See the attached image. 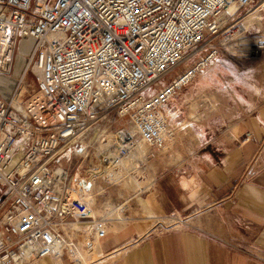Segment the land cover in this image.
<instances>
[{"label":"built area","instance_id":"2783aa9c","mask_svg":"<svg viewBox=\"0 0 264 264\" xmlns=\"http://www.w3.org/2000/svg\"><path fill=\"white\" fill-rule=\"evenodd\" d=\"M255 1L0 0V82L18 54L27 53V70L38 69L27 104L29 97L15 99L23 79L9 99L0 90V264L67 257L77 243L74 222L108 238L105 220L96 221L84 201L92 172L118 165L141 142L164 144L161 112L220 62L217 39L238 44L227 40ZM230 7L236 13L227 16ZM205 48V57L164 82ZM113 117L127 127L90 154L88 138L107 134Z\"/></svg>","mask_w":264,"mask_h":264},{"label":"crops","instance_id":"0c3cea01","mask_svg":"<svg viewBox=\"0 0 264 264\" xmlns=\"http://www.w3.org/2000/svg\"><path fill=\"white\" fill-rule=\"evenodd\" d=\"M239 112L124 206L128 223H109L103 263L264 264V95ZM172 217L179 224L163 221Z\"/></svg>","mask_w":264,"mask_h":264},{"label":"rangeland","instance_id":"374dc122","mask_svg":"<svg viewBox=\"0 0 264 264\" xmlns=\"http://www.w3.org/2000/svg\"><path fill=\"white\" fill-rule=\"evenodd\" d=\"M256 2L257 0L255 3ZM255 3L252 7L242 10L239 17L243 20L246 13L251 10L261 16V26L263 22V27H261L259 31L253 27L246 35L253 41L264 37V0H260L261 9L259 10H257L258 7H255ZM240 21L236 24L238 27ZM258 36L259 38H257ZM230 43L231 42H225L224 40L221 41V38L217 39V48L220 49L218 60L220 62L212 66V72H209L204 77L203 75H199L191 85L183 88L172 99L168 107L173 114H179V117L170 124L171 130L175 133L176 137L174 140L175 146L167 152H163L160 147H147L144 159L140 161L139 168L141 169V174L138 176L140 180L146 178L149 180L148 185L143 188V192L154 185L155 180L161 176L160 174L162 171L168 173L172 166H176L187 156H191L198 152L197 145L199 143L218 140L225 128H230L241 121L242 118L240 117L241 114L239 110L244 108V99L248 100L251 95H256L257 97L264 95V47L256 50L254 46L246 48L235 46L239 52L234 55L227 49L229 45H234V43ZM236 44L237 43H235V45ZM208 50L209 48H205L199 52L191 53L184 63L164 78V82L169 83L172 79L183 73L189 66L193 65L195 61L205 57ZM26 54V52H24V55L18 54L15 58L11 74L1 79L0 90L5 99H9L13 96L15 86L21 79H23V81L15 97L16 101H24V99H27L35 92L36 72L33 71L32 68L27 70L29 57ZM212 67L210 66V68ZM213 76L215 77V81H205ZM29 100L30 97L25 101L26 104ZM193 104L197 105L196 115L200 120H193L195 129L185 133L181 130L179 125L182 121L189 120L190 106ZM126 127L127 124L123 119L113 117L112 122L104 128L105 130L108 129L106 135L109 136L112 133L115 134L119 129ZM95 136L94 134L91 135L84 145L85 148L87 144L91 146L89 149L90 154L97 153L96 148L99 146ZM104 140L105 144H108V139L105 138ZM178 154L181 156L177 162L176 157ZM70 159L74 160V157ZM70 159H67L68 161L66 160V162L69 163ZM93 161L94 168H97V164H95L97 162L94 157ZM72 162L73 164L77 163L75 160ZM87 163L88 160L85 161L84 167L87 166ZM91 169H93V167ZM99 170H101V168H99ZM93 177L95 180L97 179L96 186L104 188V193L98 195L97 201L94 203L93 207L99 214L98 218L107 220V222L113 226V230L117 232L121 228L117 229L115 226H119L120 224L112 219L106 218L108 207L111 206L120 211L122 215L121 218L125 220L127 225L128 221L124 215V206L134 197H137L139 193H136L131 188L129 189L123 185V183L118 185L112 183L108 178L104 180L102 178H95V176ZM173 218L174 217L169 220ZM169 220L165 219L163 221L169 223ZM83 235L84 234H81L80 237H78L77 242L78 240L84 241ZM53 261L58 262L55 260ZM102 261L105 260H100V258H96L92 255L86 264H102ZM66 262L69 264L71 261L66 258ZM60 264L64 263L60 262ZM103 264H106V262Z\"/></svg>","mask_w":264,"mask_h":264},{"label":"bare ground","instance_id":"6f19581e","mask_svg":"<svg viewBox=\"0 0 264 264\" xmlns=\"http://www.w3.org/2000/svg\"><path fill=\"white\" fill-rule=\"evenodd\" d=\"M234 13H236V9L234 7H230L226 11L225 15L230 16V15H233ZM253 27L258 30L261 29V16L256 14V12H253V10H251V11H248L245 17L243 18V20L240 21L239 30L233 35V38L228 37L229 39L227 41H233L234 39L238 40L237 45H235L234 43V45H231V46L229 45V47L227 48L231 52V54L235 55L236 53L239 52V50L235 48V46L236 47L241 46V48L242 47L246 48L249 46H260V47L264 46V37L263 38L261 37L262 38L261 39L258 36L257 38L259 39H257L256 41H253L248 36H246L247 33L251 29H253ZM215 64L216 63L212 64L211 67L215 66ZM209 68L206 71H204V73L201 74L203 75V77L207 75L209 72L213 71L212 70L213 67L210 69ZM35 72L38 73V69H35ZM205 81L213 82L215 81V77L213 76L209 80L207 79ZM196 114H197V105L193 104L190 106L189 120L184 121V122L182 121L179 125L182 131H184L185 133H188V131L190 132L191 130L195 129L193 120H196V119L200 120V118ZM160 116L164 119V122H165V129L163 130V138L165 142L162 146H160V149L163 152H167L175 146L174 140L176 139V137H175V133L171 130L170 124H172L173 120L179 117V114H173L170 108L167 106L164 109V111L161 112ZM129 131L132 133L135 132V130L131 127L129 128ZM95 135H96L95 139L97 138L98 139L97 141L100 144L99 145L100 150L108 146V145L107 146L103 145V143L105 142L103 140L104 138L108 139L109 145L114 143L115 136L113 133L107 136L106 134H100L97 132ZM147 147H148L147 144L143 142L139 143L136 146V148L132 151L131 155L129 157L124 158L118 165L112 166L110 168L109 167L105 168L104 170H98L95 172L93 171L92 172L93 176H95V178H102L104 180L108 178L110 181H112V183H115L118 185L123 183V185H125L129 189L131 188L136 193H139V194L143 193V188L148 185L149 180L147 178L144 180H140L138 176L141 174V169L139 168L140 161L144 159V156L147 152ZM85 152H88V151L85 150ZM176 158L177 159L180 158V155L178 154ZM90 184H91V188L85 193H83L84 201L89 205L92 216L96 218V221H98L99 214L97 213L96 209H94L93 205L97 201L98 195H101L104 193V190H103L104 188L96 186V180L94 179V177L90 179ZM121 217L122 215L120 211L114 209L111 206L108 207L107 212H106V218L112 219L113 221L119 223L120 224L119 226H115L117 229H120V228L122 229L124 226H126L125 220H123ZM177 221H178L177 219L173 218L172 220H169L168 222L178 223ZM105 224H107L105 228H106V232L108 233L109 223L107 222V220H105ZM93 225L94 224L92 223L82 222V221L72 223L71 229L73 230V233L72 235H70V239L73 240V238L75 237L78 239V236L76 235H78L77 234L78 232H81L84 234L83 235L84 241L78 240V242L74 245V247H72L71 251L68 253L67 257H64V258L57 257V258H51V259L48 258L46 260L45 259L42 260V262H44V264H60V262L67 264L66 262V258H67L71 261L69 264L71 263L86 264L88 259L92 255H94L96 258L105 257L104 252L102 250V240L98 237L99 233L96 230L94 231L92 230ZM91 235L94 237V240L92 241L90 240L91 242H89L90 238L88 237ZM61 244L62 245H60L57 248V250H60V248L63 245H65V243H61ZM53 260L58 261V262H54Z\"/></svg>","mask_w":264,"mask_h":264}]
</instances>
